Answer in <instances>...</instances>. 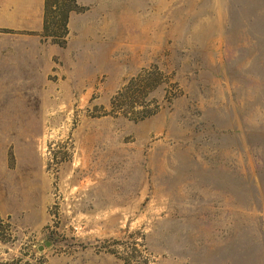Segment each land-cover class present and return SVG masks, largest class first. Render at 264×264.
<instances>
[{
	"label": "rangeland",
	"instance_id": "1",
	"mask_svg": "<svg viewBox=\"0 0 264 264\" xmlns=\"http://www.w3.org/2000/svg\"><path fill=\"white\" fill-rule=\"evenodd\" d=\"M76 2L0 87V264H264V0ZM153 67L158 114H112Z\"/></svg>",
	"mask_w": 264,
	"mask_h": 264
},
{
	"label": "crops",
	"instance_id": "2",
	"mask_svg": "<svg viewBox=\"0 0 264 264\" xmlns=\"http://www.w3.org/2000/svg\"><path fill=\"white\" fill-rule=\"evenodd\" d=\"M43 5L44 0H0V78H8L0 80V87L26 85L27 81L21 82L20 78L34 75L42 67H50V52L43 66L38 58L45 54V43L39 36Z\"/></svg>",
	"mask_w": 264,
	"mask_h": 264
},
{
	"label": "trees",
	"instance_id": "3",
	"mask_svg": "<svg viewBox=\"0 0 264 264\" xmlns=\"http://www.w3.org/2000/svg\"><path fill=\"white\" fill-rule=\"evenodd\" d=\"M82 10L76 0H44L42 31L39 34L41 42L63 48L69 33L70 14ZM161 84V73L157 67L143 70L112 98L109 103L111 113L136 122L155 116L160 107L151 95Z\"/></svg>",
	"mask_w": 264,
	"mask_h": 264
}]
</instances>
